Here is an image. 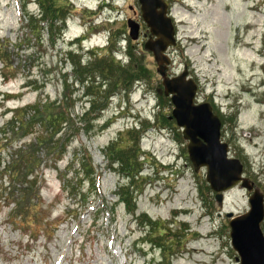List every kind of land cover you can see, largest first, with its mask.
<instances>
[{
    "label": "rangeland",
    "instance_id": "obj_1",
    "mask_svg": "<svg viewBox=\"0 0 264 264\" xmlns=\"http://www.w3.org/2000/svg\"><path fill=\"white\" fill-rule=\"evenodd\" d=\"M165 2L178 35L169 78L188 71L229 158L264 194V0ZM141 14L139 0H0V264H240L229 215L249 212L252 194L238 185L219 203L195 171ZM71 50L83 79L63 60ZM43 97L71 122L38 148L11 120Z\"/></svg>",
    "mask_w": 264,
    "mask_h": 264
},
{
    "label": "water",
    "instance_id": "obj_2",
    "mask_svg": "<svg viewBox=\"0 0 264 264\" xmlns=\"http://www.w3.org/2000/svg\"><path fill=\"white\" fill-rule=\"evenodd\" d=\"M142 18L151 31V38L145 48L154 55L157 71L162 76L166 97H171L174 111L172 118L182 129L188 141L189 159L196 172L204 168L207 182L222 203L226 192L241 185L252 196L250 211L232 218L230 221L231 246L238 255L240 264H264V194L243 176L244 168L240 160L229 158V147L221 139V120L213 112L210 104H196L198 86L189 78L186 70L174 78L168 76V66L172 61L167 54L177 45V33L172 19L168 16L165 0H139ZM130 37L138 40L140 25L129 21Z\"/></svg>",
    "mask_w": 264,
    "mask_h": 264
},
{
    "label": "trees",
    "instance_id": "obj_3",
    "mask_svg": "<svg viewBox=\"0 0 264 264\" xmlns=\"http://www.w3.org/2000/svg\"><path fill=\"white\" fill-rule=\"evenodd\" d=\"M52 15H54V14H52ZM48 17L51 18V20H53L50 15ZM32 34H33V36L34 35L40 36L41 31L39 29L34 28ZM49 41H50V43L52 42L53 45H55V41L52 40V38H50ZM75 53H76L75 50H71L70 52H68L66 54V56L69 55L70 58L69 59L64 58L63 60H64V62H66V61H68L70 63L72 62V65H73L72 70L74 72L72 74V78L80 80V78L83 79L82 74H80L82 72L81 71L82 69H79L80 62L77 63V64L74 62ZM118 62H119V66L120 67H122V68L125 67V66L121 65V61H118ZM114 63L116 64V61H114ZM62 68H63V66H62ZM101 69H102V71H101L102 74L108 75V73L104 71V68H101ZM78 70H80V71L78 72ZM108 70L110 71V68ZM113 70L114 69L111 68L112 72H113ZM62 77L65 78L64 82H65L66 86H69V83H68L69 79L68 80L66 79V75L63 74ZM107 81H110V79L107 78ZM74 82H76V81H74ZM124 83H125V81H124ZM129 85L130 84H128L126 86L130 87L133 84H131L130 86ZM114 92H115V90L112 91V93H114ZM112 93H111V91H108L106 93V102L107 103H109V100L111 99V97L113 95ZM59 104H60V106L56 107V105L52 104L50 99L48 100L47 97H43L42 99H40V102L38 104H36L35 106H33V107L28 106L29 107L28 109L30 111L34 112V114L30 116L29 120H26L27 114H21L18 111V109H17L16 114L13 116V118L11 120V122H12L11 125H13V131H12L13 132V136L15 138H19L20 136L34 135V133L36 132V133H38V137H36L37 140H35L34 144L36 146H38V148H40V146L46 145L48 142H50L52 139H54L56 135H58V138L61 139L59 134L63 133L64 132L63 128H66V126L71 122V115H69L68 109L64 106V104H62L61 102H59ZM13 111L14 110H12V112ZM94 112L95 111H94V108H93L92 109V113H94ZM32 122H37V124H39V125L42 124L41 125L42 129H39L38 131L33 130V128H31L32 127V125H31ZM43 126H45V128ZM41 136H43V137H41ZM66 140H67V138H66ZM109 145H111V144H109ZM60 147H62V146H60ZM115 151L119 152L118 149H116ZM108 157L111 159V162L108 164L110 168H113L115 165H120L121 164L122 160L118 159V157H117V161L114 158H112L113 157L112 152L109 153ZM42 162H43V160H41V159L33 161L32 165H30V166L28 165L29 166L28 167V170H29L28 173L32 174V170L40 167V164ZM123 173L126 174V171H123ZM16 174H17V172H14L11 175L12 180H16V177H17ZM131 175L135 176V174H131ZM121 197H122V201H123L122 203H125L126 202V198L131 197V195L128 194V193H125V194L123 193L121 195ZM20 203L22 204L24 202H20ZM21 204H19V207H20Z\"/></svg>",
    "mask_w": 264,
    "mask_h": 264
},
{
    "label": "flooded vegetation",
    "instance_id": "obj_4",
    "mask_svg": "<svg viewBox=\"0 0 264 264\" xmlns=\"http://www.w3.org/2000/svg\"><path fill=\"white\" fill-rule=\"evenodd\" d=\"M140 38H141V36H140ZM140 40V39H139ZM199 94H200V88H199V90H198V95L197 96H199Z\"/></svg>",
    "mask_w": 264,
    "mask_h": 264
}]
</instances>
